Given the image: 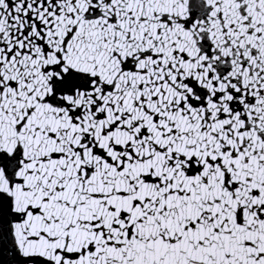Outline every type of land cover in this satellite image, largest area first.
Instances as JSON below:
<instances>
[{"label":"snow or ice","instance_id":"6c2138e0","mask_svg":"<svg viewBox=\"0 0 264 264\" xmlns=\"http://www.w3.org/2000/svg\"><path fill=\"white\" fill-rule=\"evenodd\" d=\"M0 264H264V0H0Z\"/></svg>","mask_w":264,"mask_h":264}]
</instances>
